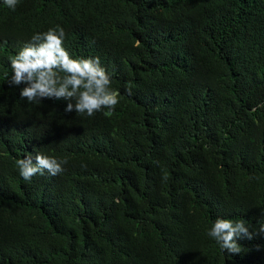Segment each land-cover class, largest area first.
<instances>
[{"label":"trees","instance_id":"obj_1","mask_svg":"<svg viewBox=\"0 0 264 264\" xmlns=\"http://www.w3.org/2000/svg\"><path fill=\"white\" fill-rule=\"evenodd\" d=\"M56 25L72 58L112 74L115 111L8 85L10 60ZM259 105L264 0H0V264H264ZM37 154L64 172L25 181L16 161ZM218 217L250 225L240 253L208 236Z\"/></svg>","mask_w":264,"mask_h":264},{"label":"clouds","instance_id":"obj_2","mask_svg":"<svg viewBox=\"0 0 264 264\" xmlns=\"http://www.w3.org/2000/svg\"><path fill=\"white\" fill-rule=\"evenodd\" d=\"M4 3L14 11L19 0H4ZM66 36L61 25L34 33L31 40L10 60L12 74L8 85H23L19 96L29 103H39L45 99L63 100L67 102L64 111L68 113L75 111L93 117L104 109L115 111L120 93L111 87L112 74L101 65L98 56L72 58L63 46ZM126 92L132 95L131 87ZM16 163L19 175L30 182L33 176H43L45 172L50 176L63 173L68 161L37 154L35 160L29 155ZM249 228L244 219L233 221L218 217L208 236L215 239L221 251L237 254L241 252L238 240L242 237L253 238ZM258 232L264 233V224L260 225Z\"/></svg>","mask_w":264,"mask_h":264}]
</instances>
